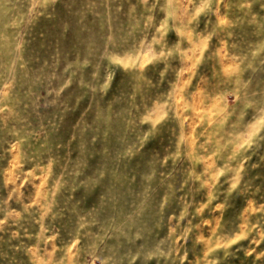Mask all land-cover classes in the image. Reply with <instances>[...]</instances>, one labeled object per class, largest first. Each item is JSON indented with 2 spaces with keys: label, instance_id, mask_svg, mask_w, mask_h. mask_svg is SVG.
<instances>
[{
  "label": "rangeland",
  "instance_id": "rangeland-1",
  "mask_svg": "<svg viewBox=\"0 0 264 264\" xmlns=\"http://www.w3.org/2000/svg\"><path fill=\"white\" fill-rule=\"evenodd\" d=\"M0 264H264V0H0Z\"/></svg>",
  "mask_w": 264,
  "mask_h": 264
}]
</instances>
